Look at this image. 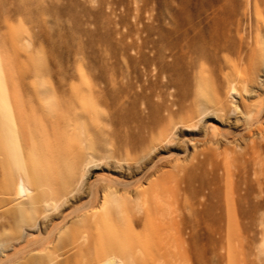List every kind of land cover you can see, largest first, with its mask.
I'll use <instances>...</instances> for the list:
<instances>
[{"label": "rangeland", "instance_id": "obj_1", "mask_svg": "<svg viewBox=\"0 0 264 264\" xmlns=\"http://www.w3.org/2000/svg\"><path fill=\"white\" fill-rule=\"evenodd\" d=\"M182 4L0 0V95L7 86L14 114L1 138L0 264L133 261L148 216L190 220L169 230L200 236L179 261L204 249L219 264H264V53L245 87L230 67L243 59L247 74L258 33L264 48V11L243 1L232 48L160 51L155 13ZM12 180L31 192L17 197ZM208 203L224 228L195 219ZM133 214L140 225L123 221Z\"/></svg>", "mask_w": 264, "mask_h": 264}, {"label": "bare ground", "instance_id": "obj_2", "mask_svg": "<svg viewBox=\"0 0 264 264\" xmlns=\"http://www.w3.org/2000/svg\"><path fill=\"white\" fill-rule=\"evenodd\" d=\"M189 1L190 0H183V4L179 8L167 7L164 11L168 16H165V13L163 12L155 13V19L158 21V24L150 27V31L157 34L155 43H165L168 50L185 47L192 51H204L209 44L216 42H223L232 48L233 46L231 45V42L234 40L232 35L234 30L239 29L237 25H240L241 22V7L244 0H197L194 8L191 7V1ZM246 1L249 7L258 10L260 15L263 13L264 0ZM260 15L259 17L261 19ZM167 18L169 19L168 21L171 23V26H169L170 23L168 26L165 24V19ZM260 27L261 24L259 23V28ZM260 39L261 34L258 33L257 37L254 39V53L250 60L246 75H240L241 73L239 71L240 68L244 67L243 59L239 62H231L230 67L235 74L233 78L234 89H236L237 83H239L240 86L245 87L250 80H256L260 71H262L258 58L264 53V48H261L260 46ZM160 44L159 50L161 51L163 48ZM180 63L185 67L183 60H181ZM3 89L4 94L3 96L0 95V149L2 150V153L4 150V144L1 142V138L2 130L4 129L5 112L8 111L12 118L14 116L13 105L9 99L7 86H4ZM263 110L264 107L258 110V114L254 116L255 122L261 120L260 116ZM260 127L263 128L262 126ZM25 132L26 127L22 126L21 133L22 138L24 139L26 138ZM141 142H143V138L140 137L135 140L133 144L136 145ZM15 182L16 181L14 180L11 181V186L14 188L16 185L18 186V183ZM128 186L130 187V184ZM18 187V190L13 192L17 197H21L24 194L27 195L32 190L24 181L20 182ZM111 192L113 193V191ZM197 192L200 191L198 190ZM194 203L196 206L199 202L197 201ZM259 204L258 201H254L251 206L255 209ZM254 211L255 210L252 209H241L240 213L254 219L256 218V212ZM195 214V219L199 220L203 217H208L214 225H218L219 223L221 225L223 222L224 228L225 214H216L215 206L211 203H208L204 209L196 207ZM136 217L137 216L134 214L128 217L126 216L123 221L128 218L129 222L134 224L139 223L138 225H140L142 219ZM181 217L182 218L178 220L177 218L168 219L165 218V216H158L157 219L154 220L152 217L148 216L146 222L148 226V238L142 244L133 246V251L130 255L132 256L133 261H111L109 259L104 264H219V261L205 258L204 249H202L201 253L199 252V256H201V259L203 258L202 261H179L185 260V257L189 255V253H192L193 255L194 249L196 251L197 241L200 239V236L196 230H194L191 240L182 238H175V240H172L170 237L171 235L169 234L170 228L180 232L182 231V227L187 225L190 221L185 216ZM206 238L209 242V248L211 249L213 238L210 234H208ZM3 244H5V242L0 241V252ZM209 248L207 247V249Z\"/></svg>", "mask_w": 264, "mask_h": 264}]
</instances>
